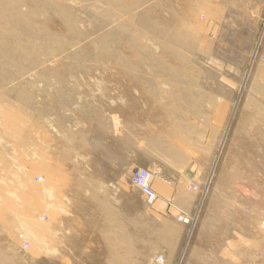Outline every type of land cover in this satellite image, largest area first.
<instances>
[{
    "label": "rangeland",
    "instance_id": "374dc122",
    "mask_svg": "<svg viewBox=\"0 0 264 264\" xmlns=\"http://www.w3.org/2000/svg\"><path fill=\"white\" fill-rule=\"evenodd\" d=\"M191 160L159 220L133 169ZM198 229L264 264V0H0V264H184Z\"/></svg>",
    "mask_w": 264,
    "mask_h": 264
},
{
    "label": "crops",
    "instance_id": "0c3cea01",
    "mask_svg": "<svg viewBox=\"0 0 264 264\" xmlns=\"http://www.w3.org/2000/svg\"><path fill=\"white\" fill-rule=\"evenodd\" d=\"M121 134L116 132L115 137L119 138ZM203 168L204 165L201 162L191 160L184 170V175L180 179L181 181L173 182L165 180L160 176L153 180L152 187L157 199L152 203V209L157 214L159 220L163 221L167 220V218L178 219L179 214L188 216L193 213L204 194L190 187L192 184H195L203 190L201 187L203 183L200 182V175ZM180 225L185 226L182 223ZM226 232V229H198L193 231L194 241L189 244L186 259L184 257L185 255L182 254L184 264H229L230 262L236 261L245 243V239H247L246 234L241 230H235V235L227 238ZM218 233L220 234L218 235ZM221 236L222 239H218ZM179 238L180 236L177 237L179 243L175 242L172 245L173 249L161 248L159 255L163 257L164 261L162 264H180L182 261L179 256V258L176 256L178 251H180ZM194 252L199 253L200 256H195Z\"/></svg>",
    "mask_w": 264,
    "mask_h": 264
},
{
    "label": "built area",
    "instance_id": "2783aa9c",
    "mask_svg": "<svg viewBox=\"0 0 264 264\" xmlns=\"http://www.w3.org/2000/svg\"><path fill=\"white\" fill-rule=\"evenodd\" d=\"M156 177H158V173L155 170L141 166L135 167L130 176L132 185H134L139 190L146 203L149 204H152L157 199L156 193L152 187V182ZM190 188L201 193L204 192V190H202L198 185L195 184H192ZM178 217L183 221H187L183 215H179ZM24 245L27 247V242H25ZM156 260L157 262L163 263L162 256H158Z\"/></svg>",
    "mask_w": 264,
    "mask_h": 264
}]
</instances>
